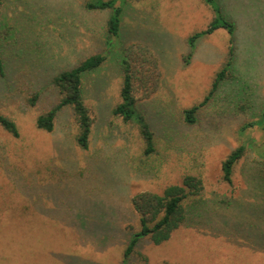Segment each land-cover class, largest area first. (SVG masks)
I'll list each match as a JSON object with an SVG mask.
<instances>
[{
  "label": "rangeland",
  "instance_id": "obj_1",
  "mask_svg": "<svg viewBox=\"0 0 264 264\" xmlns=\"http://www.w3.org/2000/svg\"><path fill=\"white\" fill-rule=\"evenodd\" d=\"M7 2L30 75L69 70L95 54L105 61L82 75L94 122L86 151L75 143L69 108L58 112L52 133L36 128V118L58 104L51 85L41 87L34 107H0L19 132L13 138L0 129V264H264V183L240 182L264 179L257 161L264 153V0H117L124 11L117 40L105 33L110 12L83 11V0ZM214 7L233 34L218 28L190 44L214 22ZM230 51L231 77L197 123L186 125L181 112L203 101ZM122 59L140 72L133 95L154 134L149 157L138 128L111 115ZM239 146L245 153L228 184L221 164ZM186 176L202 190L184 201V223L160 245L143 239L124 259L139 231L130 199L161 194Z\"/></svg>",
  "mask_w": 264,
  "mask_h": 264
},
{
  "label": "trees",
  "instance_id": "obj_2",
  "mask_svg": "<svg viewBox=\"0 0 264 264\" xmlns=\"http://www.w3.org/2000/svg\"><path fill=\"white\" fill-rule=\"evenodd\" d=\"M8 0H0V107L14 103H24L29 107L37 105L42 95L44 84L51 85L59 95L58 104L51 110L39 115L35 120L38 130L45 133H52L54 121L59 111L64 108L71 110L72 118L78 130L75 143L81 150H88L89 137L92 131L93 119L86 105L83 102L82 75L96 72L105 57L101 54L92 55L81 61L77 66L53 74L30 75L24 68V50L20 30L10 24L4 6ZM13 0L12 3H17ZM83 11H109L106 21L108 40L116 39L119 36L124 11L117 6V0H83L81 4ZM4 11H3V10ZM214 22L203 32L193 35L189 42L192 44L197 38L211 34L218 28H223L230 35L234 32L233 23L220 16L217 7ZM229 59L226 66L216 75L211 90L201 103L181 112L183 122L188 126L197 123V116L212 96L218 91L222 82L232 73V53L229 52ZM22 61V62H21ZM156 62V61H155ZM155 63L152 65L154 66ZM148 68V67H147ZM147 68L141 72L145 74ZM229 69V70H228ZM122 73V85L120 89V102L115 105L111 115L120 118L124 124L135 125L144 143L143 155L149 157L155 153L154 134L148 118L141 109L134 97V80L137 79L136 70H132L129 61L122 59L120 62ZM33 77V78H31ZM260 119V127L264 130V113ZM0 129L13 138H18L19 132L14 121L0 113ZM245 153V146H239L229 153L221 164L222 180L231 183V175L234 166L242 159ZM259 154L263 157H259ZM264 153H257V161L263 166ZM261 172V170H260ZM260 175H262L260 173ZM259 174L253 177H259ZM264 180V179H262ZM202 190L201 181L197 178L186 176L181 185L169 186L161 194L142 192L130 199L131 209L138 216L139 231L132 234L124 248L123 257L128 258L136 249L139 243L147 238L154 245H160L169 240L171 234L176 231L185 220L184 201L189 196H198Z\"/></svg>",
  "mask_w": 264,
  "mask_h": 264
},
{
  "label": "crops",
  "instance_id": "obj_3",
  "mask_svg": "<svg viewBox=\"0 0 264 264\" xmlns=\"http://www.w3.org/2000/svg\"><path fill=\"white\" fill-rule=\"evenodd\" d=\"M232 181H233V180H232ZM245 181H247L248 183H249V182H260V183L262 182V183H264V180H261V179H256V180H241L240 182H242V184H243V183H245ZM241 186H242V185H241ZM244 186H245V185H244ZM257 186H259V185H255V184H254V185H250V187H257ZM242 187H243V186H242Z\"/></svg>",
  "mask_w": 264,
  "mask_h": 264
}]
</instances>
